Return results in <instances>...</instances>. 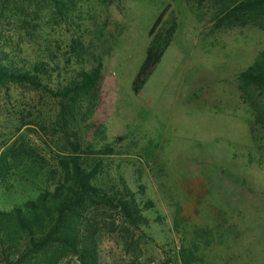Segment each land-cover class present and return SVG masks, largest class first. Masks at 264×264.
<instances>
[{"label": "rangeland", "instance_id": "1", "mask_svg": "<svg viewBox=\"0 0 264 264\" xmlns=\"http://www.w3.org/2000/svg\"><path fill=\"white\" fill-rule=\"evenodd\" d=\"M216 2L0 0V52L12 60L103 62L90 157L102 159L101 180L124 177L154 207L132 248L117 233L101 236L100 264H264V127L238 79L264 49V28L218 25ZM162 11V23L175 19L177 29L135 92ZM58 110L47 94L0 85V144L18 137L57 170L66 153ZM31 191L23 181L0 193V205Z\"/></svg>", "mask_w": 264, "mask_h": 264}, {"label": "trees", "instance_id": "2", "mask_svg": "<svg viewBox=\"0 0 264 264\" xmlns=\"http://www.w3.org/2000/svg\"><path fill=\"white\" fill-rule=\"evenodd\" d=\"M214 6L218 25L255 21L264 28V0H217ZM163 16L164 11L149 31L151 42L133 81L135 92L143 88L176 32V20L162 23ZM77 64L72 58L63 66L55 60H12L0 52V85H23L53 99L59 109L55 130L66 149L54 171L47 169L35 146L13 135L2 139L0 193L15 192L27 181L35 195L10 208L0 205V264H100L102 235L117 233L132 248L137 233L150 223L144 211L154 202L139 198L122 176L101 180L102 159L90 157L95 150L87 136L101 99L104 66L101 59L89 68ZM238 79L255 123L264 127V49ZM250 90L259 95L253 97ZM254 135L258 140L256 131Z\"/></svg>", "mask_w": 264, "mask_h": 264}]
</instances>
